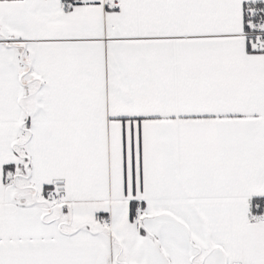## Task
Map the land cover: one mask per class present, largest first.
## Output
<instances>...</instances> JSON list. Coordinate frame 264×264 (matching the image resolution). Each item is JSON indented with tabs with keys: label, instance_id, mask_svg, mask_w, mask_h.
Wrapping results in <instances>:
<instances>
[{
	"label": "snow or ice",
	"instance_id": "obj_1",
	"mask_svg": "<svg viewBox=\"0 0 264 264\" xmlns=\"http://www.w3.org/2000/svg\"><path fill=\"white\" fill-rule=\"evenodd\" d=\"M0 264H264V0H0Z\"/></svg>",
	"mask_w": 264,
	"mask_h": 264
}]
</instances>
